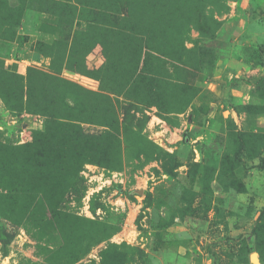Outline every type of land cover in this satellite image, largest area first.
I'll list each match as a JSON object with an SVG mask.
<instances>
[{
	"label": "rangeland",
	"instance_id": "1",
	"mask_svg": "<svg viewBox=\"0 0 264 264\" xmlns=\"http://www.w3.org/2000/svg\"><path fill=\"white\" fill-rule=\"evenodd\" d=\"M264 264V0H0V264Z\"/></svg>",
	"mask_w": 264,
	"mask_h": 264
},
{
	"label": "water",
	"instance_id": "2",
	"mask_svg": "<svg viewBox=\"0 0 264 264\" xmlns=\"http://www.w3.org/2000/svg\"><path fill=\"white\" fill-rule=\"evenodd\" d=\"M249 259H250V262H252V264H261L256 252L250 253Z\"/></svg>",
	"mask_w": 264,
	"mask_h": 264
}]
</instances>
